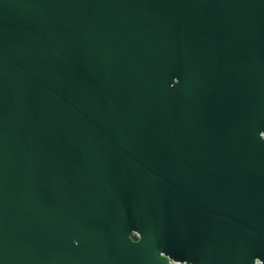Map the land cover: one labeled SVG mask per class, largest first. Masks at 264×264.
Segmentation results:
<instances>
[{
  "label": "water",
  "instance_id": "1",
  "mask_svg": "<svg viewBox=\"0 0 264 264\" xmlns=\"http://www.w3.org/2000/svg\"><path fill=\"white\" fill-rule=\"evenodd\" d=\"M168 258L264 264V0H0V264Z\"/></svg>",
  "mask_w": 264,
  "mask_h": 264
},
{
  "label": "flooded vegetation",
  "instance_id": "2",
  "mask_svg": "<svg viewBox=\"0 0 264 264\" xmlns=\"http://www.w3.org/2000/svg\"><path fill=\"white\" fill-rule=\"evenodd\" d=\"M133 238L135 239L136 236L133 235ZM168 260L170 264H186V261H175V260H172L171 258H168Z\"/></svg>",
  "mask_w": 264,
  "mask_h": 264
}]
</instances>
